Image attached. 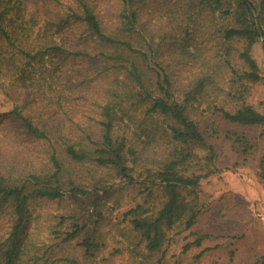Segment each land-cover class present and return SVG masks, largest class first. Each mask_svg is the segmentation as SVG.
Returning <instances> with one entry per match:
<instances>
[{"label":"trees","instance_id":"trees-1","mask_svg":"<svg viewBox=\"0 0 264 264\" xmlns=\"http://www.w3.org/2000/svg\"><path fill=\"white\" fill-rule=\"evenodd\" d=\"M255 43L264 54V0H0V264L124 250L161 264L172 230L195 258L226 245L212 264H264L256 239L235 260L250 202L200 188L222 162L249 163L264 185ZM73 241L82 252H65Z\"/></svg>","mask_w":264,"mask_h":264},{"label":"rangeland","instance_id":"rangeland-1","mask_svg":"<svg viewBox=\"0 0 264 264\" xmlns=\"http://www.w3.org/2000/svg\"><path fill=\"white\" fill-rule=\"evenodd\" d=\"M253 55L257 61L262 78L260 81L252 85V102L256 107L264 112V54L260 43H255L253 48ZM195 163V162H194ZM220 171L217 170L211 175L201 178L200 188L204 191L212 193L214 197L219 196L221 193L228 190H236L239 196H243L248 202V206L251 207L254 214V224L249 230L247 237L239 239L236 244L238 246L237 260H247L249 258V248L251 239L258 240L259 244L262 243L264 248V185L258 182L251 165L247 163L242 166L232 167L228 162H222ZM193 168L199 170L201 166H204L203 162H197L193 164ZM121 207L113 211L109 215V220L103 223V230L112 229L108 234L107 246L101 251V254L107 255L108 252L117 244L115 236L117 226H125L126 223L120 221L121 211L124 210L132 202L131 187L122 191ZM249 208V207H248ZM52 208H50L51 210ZM6 219L0 218V230L3 226L7 225ZM44 232L38 233L37 237L43 238ZM190 235H187V231L175 232V230L169 232V240L165 247L161 264H212L214 260H227V248L226 245H222L218 248L206 250L199 258H195L194 255L200 250V248L192 247L187 251H183V245L190 239ZM77 241H73L72 245L66 246L65 252H82L81 247H77ZM217 241L206 240L203 245H213ZM257 243V242H256ZM261 247V246H260ZM100 254V255H101ZM80 255V254H79ZM160 255V254H159ZM158 255V256H159ZM132 257L128 250H124L120 255L108 256L104 261L98 258L97 261L87 262V264H134ZM157 257H151L147 264H153V260ZM21 264V263H20Z\"/></svg>","mask_w":264,"mask_h":264}]
</instances>
